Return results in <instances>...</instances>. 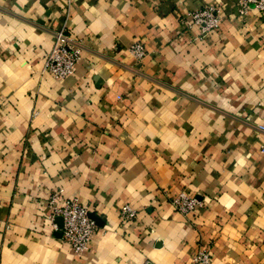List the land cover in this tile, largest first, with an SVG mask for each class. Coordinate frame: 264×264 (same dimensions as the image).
Returning a JSON list of instances; mask_svg holds the SVG:
<instances>
[{"label": "crops", "instance_id": "crops-1", "mask_svg": "<svg viewBox=\"0 0 264 264\" xmlns=\"http://www.w3.org/2000/svg\"><path fill=\"white\" fill-rule=\"evenodd\" d=\"M203 6L222 20L199 36L182 20ZM62 28L82 54L56 80ZM259 125L264 14L238 0H0V264H264ZM58 189L97 219L81 254L48 221Z\"/></svg>", "mask_w": 264, "mask_h": 264}, {"label": "built area", "instance_id": "built-area-1", "mask_svg": "<svg viewBox=\"0 0 264 264\" xmlns=\"http://www.w3.org/2000/svg\"><path fill=\"white\" fill-rule=\"evenodd\" d=\"M254 9L264 14V0H238V14H244ZM222 20L219 9L216 6H203L189 11L182 24L189 29H196L199 36H205L215 32ZM130 54L137 60L144 58L145 47L141 41H136L128 48ZM81 47L75 39L65 33L62 28L55 32L53 44L48 51L43 68L54 79L61 80L74 73L77 62L81 59ZM264 131V125H259ZM259 151L264 155V141ZM172 206L180 213L187 215L196 212L201 201L190 196L184 191L171 198ZM50 213L47 216L53 230L59 231L60 239L69 245L72 252L81 254L89 248L92 236L96 229L95 221L89 216L87 206L73 198H62L61 190H55L48 199ZM136 216L135 209L124 204L120 209L122 220H132ZM60 219V223L56 219ZM194 260L200 264H212V257L208 250H200Z\"/></svg>", "mask_w": 264, "mask_h": 264}, {"label": "water", "instance_id": "water-1", "mask_svg": "<svg viewBox=\"0 0 264 264\" xmlns=\"http://www.w3.org/2000/svg\"><path fill=\"white\" fill-rule=\"evenodd\" d=\"M89 216H90L94 221L97 220L96 217H95L94 215H92L91 213H89Z\"/></svg>", "mask_w": 264, "mask_h": 264}]
</instances>
